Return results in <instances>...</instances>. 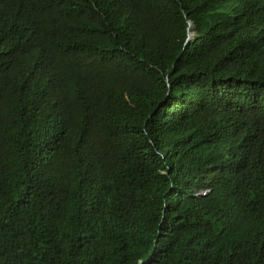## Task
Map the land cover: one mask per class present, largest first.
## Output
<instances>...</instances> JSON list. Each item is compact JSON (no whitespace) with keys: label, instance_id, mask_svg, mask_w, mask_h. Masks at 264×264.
Here are the masks:
<instances>
[{"label":"trees","instance_id":"obj_1","mask_svg":"<svg viewBox=\"0 0 264 264\" xmlns=\"http://www.w3.org/2000/svg\"><path fill=\"white\" fill-rule=\"evenodd\" d=\"M0 264H264V0H0Z\"/></svg>","mask_w":264,"mask_h":264}]
</instances>
